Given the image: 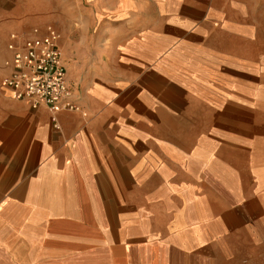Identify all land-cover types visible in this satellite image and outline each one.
<instances>
[{
  "label": "crops",
  "instance_id": "1",
  "mask_svg": "<svg viewBox=\"0 0 264 264\" xmlns=\"http://www.w3.org/2000/svg\"><path fill=\"white\" fill-rule=\"evenodd\" d=\"M192 1L88 0L111 27L91 33L94 83L66 70L75 112L31 110L0 82L30 130L0 160V264H264L262 109L244 58L207 49L215 26L240 41L242 25L209 0L194 25Z\"/></svg>",
  "mask_w": 264,
  "mask_h": 264
},
{
  "label": "rangeland",
  "instance_id": "2",
  "mask_svg": "<svg viewBox=\"0 0 264 264\" xmlns=\"http://www.w3.org/2000/svg\"><path fill=\"white\" fill-rule=\"evenodd\" d=\"M88 0H0V82L6 43L12 34H24L33 28L49 26L59 34V46L65 69L82 91L84 82H93L92 71L96 60V48L91 33H104L111 27L109 20L86 13ZM206 0H193L194 25L201 13L195 6H203ZM225 11L226 21L241 24V40H233L221 28L215 26L209 37L207 49L226 50L244 58L239 83L246 90H256V100L264 118V0H209ZM201 4V5H200ZM229 25V24H226ZM85 39V43L81 41ZM60 50V52H61ZM258 57V61L256 60ZM99 83V80L95 78ZM101 83V82H100ZM74 88V91H75ZM72 93V91H71ZM0 91V100L4 99ZM11 111L0 105V160L17 161L16 148L26 146L29 129L25 119L10 115ZM31 112V110H28ZM117 198H106L109 213L115 214ZM130 200L124 198V200Z\"/></svg>",
  "mask_w": 264,
  "mask_h": 264
},
{
  "label": "built area",
  "instance_id": "3",
  "mask_svg": "<svg viewBox=\"0 0 264 264\" xmlns=\"http://www.w3.org/2000/svg\"><path fill=\"white\" fill-rule=\"evenodd\" d=\"M9 38L10 58L4 61L8 73L2 78L1 86L10 99L24 103L31 110L45 107L52 114L79 110L72 101L58 32L45 26Z\"/></svg>",
  "mask_w": 264,
  "mask_h": 264
}]
</instances>
